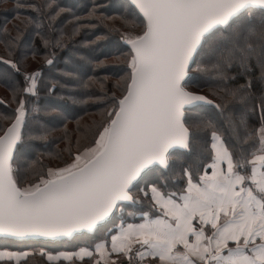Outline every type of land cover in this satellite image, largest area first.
Segmentation results:
<instances>
[{"label": "snow or ice", "instance_id": "snow-or-ice-1", "mask_svg": "<svg viewBox=\"0 0 264 264\" xmlns=\"http://www.w3.org/2000/svg\"><path fill=\"white\" fill-rule=\"evenodd\" d=\"M28 7L45 49L105 26L102 4L90 20L73 16L70 34V20L55 25L70 11L57 0ZM128 8L124 30H109L119 33L116 82L76 101L99 119L78 121L74 140L65 133L67 157L54 166L33 158L30 143L54 131L30 100L44 74L24 69L41 53L20 29L0 40L16 56L0 57L14 72L3 83L16 104L0 124V264L37 254L13 243L78 233L96 242L38 254L53 264H264V0H129ZM45 13L58 36L41 31ZM43 55L54 64V51Z\"/></svg>", "mask_w": 264, "mask_h": 264}, {"label": "trees", "instance_id": "trees-1", "mask_svg": "<svg viewBox=\"0 0 264 264\" xmlns=\"http://www.w3.org/2000/svg\"><path fill=\"white\" fill-rule=\"evenodd\" d=\"M57 2L60 6L70 10L62 13L55 21V25H59L61 21H71L64 24L66 34H70L78 23L72 19L73 16L81 17L80 23L92 19L87 14L94 4L103 5V8L98 11L104 13L106 27H81L79 34L72 36L71 39L65 37L63 47L45 49L40 36H33L34 25L27 23L26 20L28 17L37 16V13L28 5L31 3L43 5L45 0H0V40L5 35L16 36L17 30L20 29L23 31L22 42L34 39L35 47L41 53L35 58L29 56L24 62V69L28 72L42 70L44 74L39 88V96L31 97L30 100L34 106L41 109L38 119L54 131L46 139H36L30 143L34 145L33 158L39 157L50 166L61 163V156L67 157L65 150L68 147V140L63 139L65 133L74 140L78 135L76 132L78 121L83 125L99 119V114L92 110L85 114L81 110L82 105L76 101L80 99L81 92L99 91L101 81H104L106 86H111L116 82V73L123 67L121 61L116 59L119 33L109 30L118 28L123 31L124 19L129 12L128 0H57ZM107 17H111V19H106ZM40 18L45 25L41 31H49L50 36L59 35V33L47 29L46 13ZM5 27L7 34L3 32ZM97 34H103L105 38L97 40ZM48 51L55 52L54 64L51 66L45 63L43 55ZM18 54L19 50L16 55ZM0 57H3V60L16 59V56H9L5 44L2 42H0ZM3 60H0V100L4 103H0V124L5 123L4 115H10L16 107L12 99V91L3 83V77L14 75V72L10 65L5 64ZM16 78L20 79L18 76ZM84 83L88 85L86 89L81 87ZM91 103L89 101V104ZM185 158L187 159V157ZM4 242V238H0V245H3ZM95 242L96 239L92 234H83L72 240L54 243L28 241L13 244L24 246L18 247L22 250L37 253L28 258L27 264H53V262L47 261L46 257L38 254L40 248L56 254L62 251H75L78 247L89 246ZM55 264H61V262H55ZM62 264H67V262H62Z\"/></svg>", "mask_w": 264, "mask_h": 264}, {"label": "water", "instance_id": "water-1", "mask_svg": "<svg viewBox=\"0 0 264 264\" xmlns=\"http://www.w3.org/2000/svg\"><path fill=\"white\" fill-rule=\"evenodd\" d=\"M129 1V0H128ZM83 234H91V233H78V234H74L73 237L71 238H62V239H58V240H51V239H39V240H32V241H36V242H45V243H54V242H59V241H65V240H72L73 238H75L76 236H80Z\"/></svg>", "mask_w": 264, "mask_h": 264}, {"label": "rangeland", "instance_id": "rangeland-1", "mask_svg": "<svg viewBox=\"0 0 264 264\" xmlns=\"http://www.w3.org/2000/svg\"><path fill=\"white\" fill-rule=\"evenodd\" d=\"M5 243V242H4ZM14 250H22V248H18V247H24V246H19L17 244H11L10 245ZM25 249V248H24Z\"/></svg>", "mask_w": 264, "mask_h": 264}]
</instances>
